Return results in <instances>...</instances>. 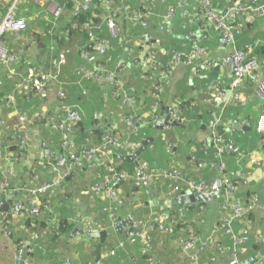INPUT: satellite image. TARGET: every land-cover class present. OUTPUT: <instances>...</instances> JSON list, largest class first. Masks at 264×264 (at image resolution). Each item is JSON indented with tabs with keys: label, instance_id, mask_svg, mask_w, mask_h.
I'll list each match as a JSON object with an SVG mask.
<instances>
[{
	"label": "crops",
	"instance_id": "1",
	"mask_svg": "<svg viewBox=\"0 0 264 264\" xmlns=\"http://www.w3.org/2000/svg\"><path fill=\"white\" fill-rule=\"evenodd\" d=\"M112 1L116 5L122 0ZM124 1L142 13L147 12L148 25L146 28H133L127 19H123L122 34L126 40H119L106 20L105 15L108 13V8L101 7L99 14H97L95 33L101 42L108 46V51L99 56L103 68L116 69L118 61L122 59L126 61L146 60L153 51L155 60L167 65L173 60L174 50L194 55L192 53L194 44L199 41L202 43L200 45L207 51L206 57L212 60L228 55L233 50L232 45L224 40L222 32L210 21L208 11H202L201 0H188L189 5L184 7L197 15L184 17L182 14L184 8H179L173 19L170 18V10L175 7L177 0ZM232 2V0H211V9L221 13L226 11ZM0 4L8 7L10 1L0 0ZM25 16L29 25L28 32L29 34L32 33L30 34L31 37H33V32H42L49 25L52 24L53 26L54 30L46 29V31L51 30L53 35L42 36L39 42L29 36L27 42L31 41V43L27 44L29 48L25 52V57L37 65L36 72L39 76L36 78L48 82L51 88L45 102L41 103L38 98L34 97L26 105L22 104V108L28 105V109L22 111L18 108V112H27L30 117L40 111L55 115L57 112H61L60 103L62 102L72 107H78L83 111V123L80 125V129L87 135L91 134V138L96 143H102L104 135L109 133L110 129H113L112 127L119 129L122 136H127V130L122 121L123 115L131 114V112L137 115L152 114V109L156 106L162 118L165 119L168 109L178 105L187 117V123L174 124L167 130H164L162 126L156 128L142 127L139 128L137 135H131L133 140L140 141L139 147L145 140L153 139L148 144V148L141 154L139 158L141 162L159 170L176 164L182 169L185 176L206 180L219 178L221 175L219 167L224 164L227 172L249 177V184L243 186L240 191V195L244 199L256 191L259 192L264 202V134L258 132L256 127L257 121L264 111V99L259 96L256 83L246 79L241 89V96L237 99L228 88L232 73L220 63H215L209 69H199L195 63L191 64L192 66L180 64L175 68L173 75L159 96L155 97L151 92V84L141 77L142 71L131 64L127 69L118 71V73L130 92L132 87L135 89L136 100L135 106L132 108L124 105L121 99L114 96L109 89H102L94 78L83 72L93 70L94 64L81 56L82 51L86 49L84 46L86 39L79 33L72 35L69 29L71 24L69 14L57 19L51 13L32 8L28 13H25ZM238 20L243 23L242 31L236 35V45L239 49L254 41L264 43V17L242 16ZM66 26L67 28H65ZM205 28L208 30L206 37L202 36L204 34L202 31ZM131 36L134 38H130ZM63 50L69 51L68 63L61 68L60 73L58 72L59 77L57 79H48L51 74L55 73V62ZM257 57L260 62L262 61L259 63L264 73V53L260 51ZM193 59L198 64L202 61L198 55H194ZM217 64L225 68L228 74L220 83H217L215 77L212 76ZM8 67L10 68V72L8 69V78H0L3 93L5 86L10 84V91H13L16 84L25 81L30 73L27 65L20 66L18 64V74L15 73L16 65ZM12 79L14 82L10 81ZM60 89L63 90V101L57 96ZM218 92L223 94L218 95ZM16 97L22 103V96L17 95ZM5 109L7 110V108ZM214 119H216L217 125L224 126L225 135L229 136L228 139L230 140L219 135L218 130L209 125V122ZM204 123L207 126L201 125ZM28 125L31 144L25 148L24 154L19 157L20 159L17 157L12 162L16 166L18 175L14 180L16 184L30 179L35 173L42 174L41 180L48 178L47 168L41 163V160L38 162L41 153V139H49L56 150H59V139L56 135L51 134L45 126L34 123L32 120ZM12 130H0V136L7 135V142L10 145L15 142L11 141V137L14 136ZM215 131L217 135L213 133ZM83 139L84 137L82 138L79 132L76 140L79 146ZM170 145L174 146L172 152L168 149ZM222 146L227 147V149H225L223 156L219 157L217 149ZM232 146L233 148H230ZM11 152L16 153L12 150ZM119 154L121 152L117 150L112 155L117 164L119 160L123 161L116 156ZM106 161L105 158H96L91 166L76 173L71 181H67V186L75 193L73 196L79 197V201H69L67 200L68 196L59 194L54 205L44 211L43 218L48 226H52V224L55 226L60 219H67L75 223L76 228L78 223H82L84 229L89 220L94 219V217L105 222L107 215L104 206L111 203V197L109 195L101 197L98 194L92 197L83 193L93 184L96 175L97 178L105 179L106 175L101 174V171L98 172V168ZM198 163L205 165L200 167ZM1 180L0 178V183ZM122 184L124 185V183ZM131 186L128 188L123 186L118 190L125 194L127 189L133 188V185ZM157 186L159 193L166 189L162 182H159ZM160 196L162 197L161 200L149 199L143 195L144 204L142 206L134 204L130 200L129 206L122 208L119 222L131 218L132 220L122 231L108 236L105 241L99 237H94L98 238V242L103 245L85 239L77 228L80 234L73 240L69 238L68 234V237H62L61 241L53 243L54 245L42 246L41 252H35L31 257L32 264H54L57 255L61 257L58 264L66 259L72 264H86L90 259H101L104 264H146L148 259H145L144 256H153L158 264H191L183 251V247L179 245L175 237L166 238L165 245L162 246L161 235L151 230L147 235L151 237L149 247H147V240L142 237H139L135 243L128 240L126 228L129 227L133 219L140 216H152L156 211L170 206L171 198L167 195ZM220 213V200H213L206 206V223L198 229L203 237L212 233L213 224L217 221ZM251 220L252 237L245 256L258 251L264 254V240L258 242L254 238L258 232L264 234V215L261 211H255L251 214ZM106 224L107 227L112 226L109 221ZM21 225L20 222L17 228L20 231L19 237H26L24 225ZM33 231L35 230L32 229L30 233ZM224 242L229 247L233 245L229 238ZM121 244L123 245L121 246ZM22 245L24 244L18 243L17 245L14 237L7 235L4 229H0V264H15L16 253ZM111 248H117L116 254L109 253ZM210 256L211 254H202V264H207ZM227 259L228 252L221 257V264H225Z\"/></svg>",
	"mask_w": 264,
	"mask_h": 264
},
{
	"label": "built area",
	"instance_id": "2",
	"mask_svg": "<svg viewBox=\"0 0 264 264\" xmlns=\"http://www.w3.org/2000/svg\"><path fill=\"white\" fill-rule=\"evenodd\" d=\"M10 4L5 11L0 10V63L8 66L16 65V72L18 64L20 66L27 65L29 75L16 87L11 93L4 95L0 91V108H7V116L0 114V128L5 131L9 127L8 120L15 119L13 123L16 133H21V143L23 148L31 144V137L29 136L30 121L41 122L51 134L56 135L59 139V150L51 144L47 138L41 139L39 160L46 164L48 178L41 180L42 174H32L30 179L20 181L17 184L13 181L18 177L16 166L12 164L16 158L22 156L24 151L17 155L8 150L6 145L0 142V173L2 180L0 183V208L4 200L9 201L12 205L10 212L2 213L0 211V229H4L7 222L5 218L11 216L16 220L25 216H33L41 218L44 216L46 208L52 207L59 194L66 196L68 178L78 168H87L91 166L96 158L107 159V165L112 171V176L106 183H96L92 186V190L86 189L83 194L92 197L98 194L99 196L109 195L111 203L104 207L107 219L105 222L98 220V218L89 220L85 232L92 233L95 230L106 228L108 221L114 225L120 221V213L122 208L129 206V201L134 204L142 206L144 204L143 195L149 199L157 198L161 200L160 195L173 196L183 195L187 190L193 192H202L204 194H211L221 191L222 194L220 208L221 213L217 221L213 224L212 233L203 237L198 230L199 227L206 223V205L202 202L187 203L183 206L160 209L149 217H136L133 219L129 227L126 228L128 240L131 243L142 237L147 240V247H149L150 236H147L151 230L158 232L161 235V245L165 244V239L173 237L176 238L180 246L191 264H202V254H211L207 264H221V257L228 252V259L225 264H263L264 254L260 251L249 256H245L248 251V245L252 237V220L251 214L255 211H261L264 215V202L259 192L253 191L251 195L244 199L240 195L241 188L249 184L250 179L243 174H234L227 172L224 164H221L219 171L220 177L212 180L190 178L184 175L182 169L176 164L169 166L166 169L159 170L146 163L138 160L137 171L135 173V189L131 191L130 197L125 196L118 189L111 185V182L124 181L128 178V171H116L117 163L112 159L115 151L119 150L122 155H129L136 152L139 148L140 141L133 140L131 135H137L139 128L152 127L156 128L162 126L164 130L172 127V125L187 123L188 119L184 115L182 109L178 105H174L168 109L167 115L162 118V115L155 106L152 109V114L145 113L137 115L125 114L122 116V121L127 130V136H122L119 129L112 127L110 132L104 135L102 145H98L88 134L81 141L80 146L77 144V136L80 125L83 123V111L78 107H72L66 103H60L61 112L57 114H48L46 111L35 113L32 117L27 112H18L17 95L27 97L30 101L35 95L46 101L50 85L48 82L37 79L39 74L36 72L35 63L25 57L26 48L21 46L14 50L6 40L9 34L18 40L26 37V31L29 29L28 20L25 13L32 8L42 10L45 13H51L57 19L61 18L65 11L60 0H9ZM152 1V0H144ZM211 0H201L202 11H208L210 14V21L222 32L224 40L232 45V52L230 55H224L217 60H212L206 57L207 51L199 42L194 44L192 53L201 57L202 61L198 64L193 59L194 55L180 51H173V60L170 64L163 65L161 62L155 60L154 51L146 60L126 61L124 59L118 61L116 69H106L101 67L100 55H104L108 51L106 43L100 42L95 33L96 19L98 17L97 9L107 7L108 13L105 15L106 20L115 32L119 40H126L122 34V19H127L130 26L133 28L143 27L148 25V13H142L139 9L132 7L131 4L122 0L121 3L114 4L112 0H74L75 11L91 12L92 17L82 24L88 31L89 44H92V50H83L81 56L94 64L93 70L83 71L88 76L94 78L102 87V89H109L112 94L121 99L126 106L134 107L136 100L135 89L132 87L130 92L128 86L120 77L118 71L125 70L129 65L133 64L142 71L141 77L148 81L152 88L151 92L155 97H158L163 90V84L167 82L173 75L175 68L180 64H196L199 69L212 68L215 63H219L229 69L232 73L231 83L228 86L230 93L235 98H240L241 89L244 86V81L250 79L257 84L259 96L264 99V73L261 70L259 61L256 58H249V54L255 46L253 42L246 44L244 49H239L236 45V35L242 31L243 23L236 22L242 16H258L264 17V0H232L224 12H217L211 9ZM189 5L188 0H177L175 7L170 10V18L173 19L174 14L179 8H184ZM184 17H192L193 14L188 8L182 11ZM80 22L73 21L74 28L79 27ZM208 30L202 31V36L206 37ZM130 38H134L131 36ZM155 46V44H154ZM131 49V48H130ZM131 51H133L131 49ZM68 50L60 52L58 60L55 62V73L51 74L48 79H57L59 77L61 68L68 63ZM202 65V66H200ZM9 72L10 68L8 67ZM110 87V88H109ZM36 90V92H34ZM218 95L223 93L218 92ZM58 98L63 101V90L57 92ZM42 108V107H41ZM135 109V108H134ZM127 115V116H126ZM209 125L215 129L217 126L216 119L211 120ZM257 130L264 134V111L257 121ZM216 134V131L213 132ZM217 135V134H216ZM218 138V137H217ZM221 142V140H219ZM221 144V143H220ZM219 144V145H220ZM171 146V147H170ZM171 152L174 151V146L170 145ZM231 146V145H230ZM230 148H233L230 147ZM224 146L217 149L219 157L223 156L225 152ZM264 150V148H263ZM20 159V158H19ZM197 163V161H195ZM203 167L204 163H198ZM33 169V165H32ZM159 182L165 186L164 192L156 194L154 187ZM217 199V198H216ZM67 200L79 201V197H67ZM114 201V203H112ZM79 232L70 233L69 238L74 239ZM8 235V234H7ZM160 238V240H161ZM229 238L233 245L229 247L225 244V240ZM256 241L264 240V234L258 232L255 237ZM123 244H121L122 246ZM26 251L31 254L26 255ZM117 248H111L110 254H116ZM35 253V247L31 243L22 245L17 253L15 264H32L31 257ZM153 256L146 264H158L154 262ZM61 264H72L69 260H64ZM86 264H104L101 259L88 261Z\"/></svg>",
	"mask_w": 264,
	"mask_h": 264
},
{
	"label": "trees",
	"instance_id": "3",
	"mask_svg": "<svg viewBox=\"0 0 264 264\" xmlns=\"http://www.w3.org/2000/svg\"><path fill=\"white\" fill-rule=\"evenodd\" d=\"M260 1H262V0H260ZM60 2L62 3V5L64 7V11H65L64 15L69 14L71 16V24H70L69 29L71 30L72 35L74 33H79V34L83 35L84 38L86 39L84 46L87 48L86 50L91 51L92 50V44H89L88 31L82 26V24L92 17V13L91 12H78V13H76L74 0H60ZM6 9H7V7H5L4 5L1 6V4H0V10L1 11H5ZM96 12L99 14L100 10L97 9ZM73 21L80 22L78 28H74L72 26ZM122 21H123V19H122ZM237 22L239 23V21L236 20L235 23H237ZM121 27H122V25H121ZM28 31H29V29L26 31V37L24 39H21V40H16V38L13 36H11V38H7V36H6V40L10 44L11 48L16 50L17 48L24 46L27 49V46H28L26 44V43H28L27 39L30 38L29 36L31 34V33L29 34ZM98 40L101 42L100 39H98ZM253 43L255 46L253 47L252 51L250 52L249 58H256L260 62V60L257 57V54L260 51H262L264 53V43L258 42V41H254ZM199 44H202V43H200V41H199ZM245 47H246V45H245ZM244 48H242V49H244ZM230 54L231 53H229L228 55H230ZM218 63H219V61H218ZM141 74H142V72L140 73V75ZM4 76H6L5 73L3 75H0V78H2ZM7 76H8V74H7ZM6 78H8V77H6ZM167 82H165L163 84V88L167 84ZM1 90H2V85H0V91ZM11 92H12V90L8 93H11ZM34 92H36V90ZM8 93L4 92L3 94L7 95ZM34 97L38 98V100L41 101V103H42V100L39 99V97H37L36 95ZM34 97L30 101L27 100V97H24V96L21 97V99L23 101L21 103L20 99L18 100V103H20L19 108L22 111L28 109L29 108L28 105L26 107L22 108V104L26 105L28 102H31L34 99ZM6 116H7V114H6ZM14 120L16 121V119H14ZM33 122L41 124V122H37V120H35ZM201 125H204V127L207 126V124H205V123L201 124ZM215 129L218 130L219 135H222V136L226 137L227 139L230 138L229 136L225 135L224 126L217 125L215 127ZM10 130H12V129H10ZM12 132H13L14 136L11 137V141H15L13 144L10 145V143L7 142V138H8L7 135L0 136V142L2 143V145H6L8 150H10V151L12 150V151L16 152L18 155H20L23 151L25 152V148H23L22 143H21V140H22L21 135L22 134L16 133L15 129H13ZM79 132H80V135L82 136V138L87 135L86 132H83L80 128H79ZM228 140H230V139H228ZM97 144L102 145L103 143L98 142ZM106 162L98 168V172L101 171L102 172L101 174L106 175L105 179L97 178V175H96V178H95L93 184L90 186V188H88L89 190H92V186H94V184H96L97 182L101 183V184L106 183L107 180H109V178L112 176V171L110 170V168ZM44 164H46V163L44 162ZM86 167H88V166H86ZM83 169H85V168H78V170H76L68 178V180L71 181V179L75 176V174L78 172H81ZM115 169L118 172L122 171V170L128 171L129 176L124 181L111 182V185L116 189H119L120 187H123V186H125V188H128L129 186L133 185L132 189L134 190L135 189V180H136L135 173L137 171V164L135 162H125V161L123 162V161L119 160L117 167ZM0 178H2L1 173H0ZM15 182L16 181H14V183ZM121 182L124 183V185ZM157 185H155V187H154L156 194L159 193V189H158ZM132 189H127L126 190L127 193H125L124 195L129 197V194L131 193V191H133ZM67 190H68V193L65 194L66 196L72 197L73 195H75V193L72 191V189H70L68 186H67ZM75 191L77 192V190H75ZM217 199L220 200V202H221V197H219ZM213 200H216V199H212L210 201L202 202V204L208 206V204ZM1 201L3 202V204L1 205L0 211L2 213L10 212L11 207H12L11 203L9 201L4 200V198H2ZM108 205H110V203L105 204V206H108ZM25 217H26L25 219H23L24 217L20 218L19 221L12 218L11 216H9L8 218H5L4 220H2L4 222H7V224L4 227V231L9 236L15 238L17 245H18V243H22L24 245L26 243H31L35 247V252H37V253L41 252L42 246L45 247L46 245H54L53 243L60 242L61 241L60 239H62V237L65 238L68 234L70 235V233L78 232V229L76 228L75 223H72L71 221H69L67 219H60L55 226L53 224H52V226H48L46 221H44L43 216L41 218H37V217H33V216H25ZM20 222L22 223L21 226L24 225V228H25L24 233H27L26 237H19L20 231L17 228H18V225ZM32 229L35 231L30 233L32 231ZM91 240L96 241V242L99 241L98 238H91L90 241ZM38 245H40V246L38 247ZM98 245H103V244L99 243ZM164 245H162V246H164ZM47 252H48V250H47ZM26 255L31 256V254L27 251H26ZM144 257H145V259H148V260L151 258V256H149V257L144 256ZM53 259H54V257H53ZM56 259H57V261H56ZM56 259L54 260V262H55L54 264H58V262L61 261V257L59 255H57ZM89 261H92V260L90 259ZM153 261L156 262V260H153Z\"/></svg>",
	"mask_w": 264,
	"mask_h": 264
},
{
	"label": "water",
	"instance_id": "4",
	"mask_svg": "<svg viewBox=\"0 0 264 264\" xmlns=\"http://www.w3.org/2000/svg\"><path fill=\"white\" fill-rule=\"evenodd\" d=\"M227 72L225 68H222L219 64H217L214 67V71L212 73V76L215 77V80L217 83L222 82L221 80H224V78L227 77ZM152 138H149L143 142L141 147H139L135 153L129 154V155H116L117 157L121 158L125 162H135L138 163V160L141 156V154L148 148V144L152 141ZM222 194L221 191L211 193V194H204L202 192H193L192 190H187L183 195L180 196H173L170 200V206L177 208L180 206H183L187 203H195V202H206L210 201L212 199H216L220 197ZM132 220L131 219H125L119 222L118 224L106 227L101 230H95L92 233H86L85 229L82 227V223H78L77 228L79 229L81 235L87 240L99 237L102 241H105L108 236L115 234L116 232L122 231L124 227Z\"/></svg>",
	"mask_w": 264,
	"mask_h": 264
},
{
	"label": "rangeland",
	"instance_id": "5",
	"mask_svg": "<svg viewBox=\"0 0 264 264\" xmlns=\"http://www.w3.org/2000/svg\"><path fill=\"white\" fill-rule=\"evenodd\" d=\"M54 16V15H53ZM38 27H40V26H38ZM49 28H51L52 30H54L53 29V26H52V24L51 25H49V27H46V28H44L43 29V31L42 32H38V33H36V32H33L34 34H33V37H31L33 40H37L38 42L39 41H41V37L42 36H44V37H46V36H52L53 35V32L51 31V30H48V31H46V29H49ZM65 28H67V26L65 27ZM38 30V29H37ZM44 31H46V33L44 34ZM32 34V33H31ZM7 38H11V35H7ZM16 40H18V39H16ZM28 43H31V41L30 42H28ZM28 43H26V44H28ZM27 48H29V46H27ZM6 74V76H4V77H2V79H5L6 77H8L7 76V74H8V68L6 67V65H4L3 63H0V75H3V74ZM10 81H12V82H14V79H12V80H10ZM5 89H4V92H10V84H9V86H5L4 87ZM19 105H18V107L17 108H19V106H20V103H18ZM0 114L1 115H3L4 117L6 116V114H7V110L5 109V108H0ZM8 124H9V127L8 128H5V130L6 131H8V130H10V129H12V127H13V120L12 119H9L8 120ZM2 128H0V130H1ZM171 147V146H170ZM169 150H171L170 148H169ZM112 159H114L113 158V156H112Z\"/></svg>",
	"mask_w": 264,
	"mask_h": 264
}]
</instances>
